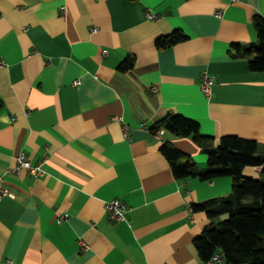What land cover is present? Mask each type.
Here are the masks:
<instances>
[{
    "label": "crops",
    "instance_id": "0c3cea01",
    "mask_svg": "<svg viewBox=\"0 0 264 264\" xmlns=\"http://www.w3.org/2000/svg\"><path fill=\"white\" fill-rule=\"evenodd\" d=\"M255 15L264 0H0V264H203L194 240L218 220L192 205L230 195L232 179H176L163 144L201 169L208 156L152 128L173 113L210 147L264 146V72L231 51L257 42ZM175 31L187 39L156 47ZM20 151L45 174L13 173ZM113 199L126 221L107 213Z\"/></svg>",
    "mask_w": 264,
    "mask_h": 264
},
{
    "label": "trees",
    "instance_id": "16d2710c",
    "mask_svg": "<svg viewBox=\"0 0 264 264\" xmlns=\"http://www.w3.org/2000/svg\"><path fill=\"white\" fill-rule=\"evenodd\" d=\"M252 24L257 42L248 47L233 44L231 51L234 56L247 57L252 72H264V17L255 15ZM186 39L182 32L175 31L158 38L155 43L162 50ZM134 64V58L130 57L119 69L127 72ZM161 128L176 137L192 138L208 156L207 168L201 169L191 156L172 143L163 144L161 152L176 179L203 182L222 177L232 179L230 195L192 205L195 212H205L210 220H218L206 226L194 240L200 259L207 262L216 252L223 251L226 264H264V146L253 140L226 136L221 138L218 147H210L212 138L202 135L200 124L179 114L169 113L152 132ZM250 167L262 168V178L244 176V171ZM223 216L227 218L221 219Z\"/></svg>",
    "mask_w": 264,
    "mask_h": 264
},
{
    "label": "built area",
    "instance_id": "2783aa9c",
    "mask_svg": "<svg viewBox=\"0 0 264 264\" xmlns=\"http://www.w3.org/2000/svg\"><path fill=\"white\" fill-rule=\"evenodd\" d=\"M150 18H153L152 13L149 14ZM80 82L77 81L76 84ZM215 85V79L207 73L202 75L201 81V90L206 96H210L213 92V87ZM155 90V88H154ZM119 121H123L122 118H119ZM144 126V125H143ZM166 133L164 128L157 130L153 135L156 139L163 141V137ZM124 138L130 140V128L127 125L123 127ZM17 167L13 170V173L20 174L21 172H28L34 177H41L45 174L43 167V162L33 163L23 151H20L16 156ZM106 211L109 216L116 221H126L128 207L127 205L119 199H113L107 201L105 204ZM65 217L58 219V222H61ZM80 245L83 250L89 249V246L84 242L80 241ZM6 264H15L13 261L9 260ZM203 264H226V255L223 251L216 252L207 262Z\"/></svg>",
    "mask_w": 264,
    "mask_h": 264
},
{
    "label": "rangeland",
    "instance_id": "374dc122",
    "mask_svg": "<svg viewBox=\"0 0 264 264\" xmlns=\"http://www.w3.org/2000/svg\"><path fill=\"white\" fill-rule=\"evenodd\" d=\"M244 176L246 177H249V178H255V179H261L262 178V175L261 173H256L254 171V168H247L245 171H244Z\"/></svg>",
    "mask_w": 264,
    "mask_h": 264
}]
</instances>
